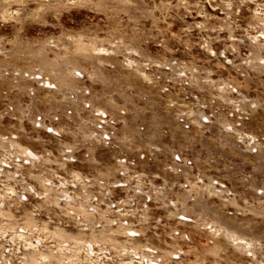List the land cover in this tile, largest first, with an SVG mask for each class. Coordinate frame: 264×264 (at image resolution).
I'll use <instances>...</instances> for the list:
<instances>
[{
	"label": "built area",
	"instance_id": "obj_1",
	"mask_svg": "<svg viewBox=\"0 0 264 264\" xmlns=\"http://www.w3.org/2000/svg\"><path fill=\"white\" fill-rule=\"evenodd\" d=\"M217 54L233 64L227 59L230 52ZM146 61L143 69L157 97H138L131 104L129 125L126 106L119 117L113 116L93 105L90 90L83 87L65 92L69 104L60 103L49 117L32 114L28 100L36 89L31 85L22 117L11 113L9 118H22L30 129L26 136L37 146L23 143L17 130L0 121L8 129L0 131V185L17 191L0 207L30 204L28 212L38 227L45 223L88 236L63 253L55 239L42 235L38 245L49 255L43 264H264V239L241 235L206 211L214 200L220 208L229 206L223 215L241 223L264 202L262 185L251 179L252 173H243L244 164L241 189L223 172L232 163L230 153L264 161V127L255 126L258 112H264V84L244 88L232 81L225 66L217 72L178 56ZM251 62L244 58L234 65L237 77L249 76L242 65L253 67ZM33 73L24 77L36 88L57 90L47 76ZM14 141L19 145L9 147ZM102 156L109 162L105 173L98 166ZM213 170L222 171L215 175ZM42 187H51L52 196L41 194ZM10 240H0V264H13L6 253L15 251L21 252L19 264H25L22 255L34 248L26 249L21 240L10 246ZM216 247L217 253L209 256L207 249Z\"/></svg>",
	"mask_w": 264,
	"mask_h": 264
},
{
	"label": "rangeland",
	"instance_id": "obj_2",
	"mask_svg": "<svg viewBox=\"0 0 264 264\" xmlns=\"http://www.w3.org/2000/svg\"><path fill=\"white\" fill-rule=\"evenodd\" d=\"M218 51L230 52L227 59L233 64L218 57ZM171 56L217 72L225 66L232 81L244 88L251 84L261 87L264 84V0H0V100H5L0 104L5 117L0 121L8 129L17 130L23 143L37 146L33 137L26 136L30 130L26 122L22 118L21 121L9 118L11 113L22 117L26 90L31 85L36 89L35 96L28 100L32 114L37 112L49 117L60 103L69 104L65 92L83 87L90 90L93 105L113 116H118L121 106H126L127 112H131L130 118L131 104L138 97L143 94L157 97L148 84L144 63L147 59ZM244 58H250L255 64L251 62L253 67L243 64L249 76L237 77L234 65ZM27 71L34 72V76H47L57 90L47 92L36 88L31 79L24 77ZM1 90L7 94L6 99H2L5 96ZM9 107L15 111L10 112ZM257 115L255 126L263 128L264 112ZM7 128L0 127V131H8ZM30 133L35 135L32 129ZM14 142L8 146L19 145ZM239 156L230 153L232 163L229 161L230 168L223 171L226 178L241 189L238 177L244 164L243 173H252L251 179L264 189V161L247 156L242 160ZM102 157L98 166L105 173L109 162ZM222 170H213L211 174ZM50 189L42 187L40 193L51 197ZM14 193L17 191L12 185H0L1 202ZM211 201L206 211L212 219L240 230L241 235L264 239V202L255 210L252 208L251 217L238 223L237 218L222 214L229 206L220 208V204ZM31 206L0 207V240L11 239L10 246H17L21 240L26 249L34 248L22 255L25 264H43L48 259L49 255L38 245L43 242L44 234L46 239H55L63 253L72 244L80 246L83 241L87 242L88 236L77 237L50 229L45 223L38 227L36 218L28 212ZM235 237L242 239L240 235ZM93 238L96 239L94 234ZM218 247L207 249L208 255L214 256ZM15 253H6L7 259L19 264L17 256L21 252Z\"/></svg>",
	"mask_w": 264,
	"mask_h": 264
},
{
	"label": "bare ground",
	"instance_id": "obj_3",
	"mask_svg": "<svg viewBox=\"0 0 264 264\" xmlns=\"http://www.w3.org/2000/svg\"><path fill=\"white\" fill-rule=\"evenodd\" d=\"M29 243V242H28Z\"/></svg>",
	"mask_w": 264,
	"mask_h": 264
}]
</instances>
